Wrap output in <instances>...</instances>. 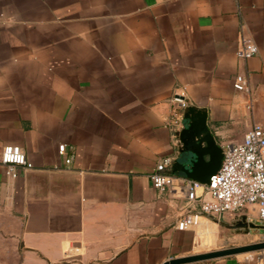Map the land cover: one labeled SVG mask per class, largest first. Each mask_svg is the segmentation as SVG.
<instances>
[{
    "label": "crops",
    "instance_id": "0c3cea01",
    "mask_svg": "<svg viewBox=\"0 0 264 264\" xmlns=\"http://www.w3.org/2000/svg\"><path fill=\"white\" fill-rule=\"evenodd\" d=\"M240 24L258 48L245 61ZM180 93L220 147L264 121V0H0V153L33 165L13 179L0 163V264H161L233 222L178 230L184 196L152 186L178 155Z\"/></svg>",
    "mask_w": 264,
    "mask_h": 264
},
{
    "label": "built area",
    "instance_id": "2783aa9c",
    "mask_svg": "<svg viewBox=\"0 0 264 264\" xmlns=\"http://www.w3.org/2000/svg\"><path fill=\"white\" fill-rule=\"evenodd\" d=\"M257 52L253 39L240 24V45L236 56L245 61ZM232 87L236 92L249 94L248 75L235 73ZM173 99L181 107L187 106L182 93ZM248 107L252 109L251 102ZM175 123L179 124V120ZM221 147L223 156L220 166L207 185L168 172L173 161L170 155L157 161L149 174L152 186L159 192L178 188L184 196L185 206L180 208L174 223L178 230L197 225L200 216L214 220L224 214L232 215L235 219L245 215L248 221L264 226V121H254L244 132L241 141L226 143ZM58 152L65 155L66 164L71 162L72 155L67 154L66 144H59ZM0 163L4 166L5 174L13 179L18 176V167L31 169L33 166L22 148L11 144L2 147ZM256 231L260 235L259 242L264 241V229Z\"/></svg>",
    "mask_w": 264,
    "mask_h": 264
},
{
    "label": "water",
    "instance_id": "95a60500",
    "mask_svg": "<svg viewBox=\"0 0 264 264\" xmlns=\"http://www.w3.org/2000/svg\"><path fill=\"white\" fill-rule=\"evenodd\" d=\"M206 115V110L203 108L192 105L185 107L181 116L183 126L178 133V155L170 166L172 173H180L204 185L209 184L210 177L219 168L223 156L222 147L215 142L214 136L206 124ZM226 227L264 229L262 225L249 222L245 215H240L237 221L227 223ZM259 250H264V241L185 255L172 258L161 264H190Z\"/></svg>",
    "mask_w": 264,
    "mask_h": 264
},
{
    "label": "rangeland",
    "instance_id": "374dc122",
    "mask_svg": "<svg viewBox=\"0 0 264 264\" xmlns=\"http://www.w3.org/2000/svg\"><path fill=\"white\" fill-rule=\"evenodd\" d=\"M209 220L216 222L212 219ZM196 226L197 225L193 226L195 231ZM261 231L262 229H260L259 232ZM196 234L197 245L195 247V250L198 253L259 242L260 237L259 233L253 229H231L223 225H220V227H216L214 236L207 234ZM232 257L238 259L240 261V264H264V250L243 252Z\"/></svg>",
    "mask_w": 264,
    "mask_h": 264
},
{
    "label": "flooded vegetation",
    "instance_id": "af4514ba",
    "mask_svg": "<svg viewBox=\"0 0 264 264\" xmlns=\"http://www.w3.org/2000/svg\"><path fill=\"white\" fill-rule=\"evenodd\" d=\"M237 220H238V219H235L234 221H237ZM234 221H233V222H234ZM241 229L248 230V228H241Z\"/></svg>",
    "mask_w": 264,
    "mask_h": 264
}]
</instances>
